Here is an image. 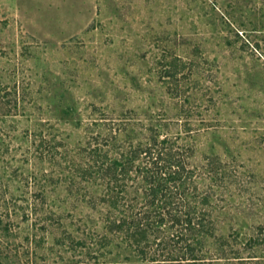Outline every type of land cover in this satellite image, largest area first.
Instances as JSON below:
<instances>
[{
	"label": "rangeland",
	"instance_id": "obj_1",
	"mask_svg": "<svg viewBox=\"0 0 264 264\" xmlns=\"http://www.w3.org/2000/svg\"><path fill=\"white\" fill-rule=\"evenodd\" d=\"M148 125L221 163L223 253L171 264H264V0H0V264H161L108 233L92 172Z\"/></svg>",
	"mask_w": 264,
	"mask_h": 264
},
{
	"label": "trees",
	"instance_id": "obj_2",
	"mask_svg": "<svg viewBox=\"0 0 264 264\" xmlns=\"http://www.w3.org/2000/svg\"><path fill=\"white\" fill-rule=\"evenodd\" d=\"M112 129L113 132L104 134V152L97 147L92 150L100 160L92 172L100 171L104 176L108 233L122 234L137 254L149 261H158L153 255L164 251L162 262L158 261L161 264L182 259L193 263L204 260L191 247L193 241L201 249L206 240H217L223 253L225 242L215 234L211 218L215 209L214 184L206 188H199L198 184L207 175L213 182L219 178L218 157L204 155V163L193 164L188 160L193 153L191 146H178L168 136L159 138L158 130L150 125L145 128L150 132L146 141L135 144L121 140L123 127ZM189 239L180 255L167 245L171 240L176 243ZM257 242V238L246 240L247 245ZM151 244H156V248L150 250ZM159 249L162 250L157 252Z\"/></svg>",
	"mask_w": 264,
	"mask_h": 264
}]
</instances>
